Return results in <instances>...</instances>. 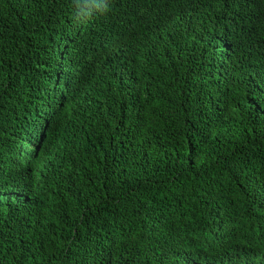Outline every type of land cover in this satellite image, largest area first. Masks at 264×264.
<instances>
[{
  "label": "trees",
  "instance_id": "1",
  "mask_svg": "<svg viewBox=\"0 0 264 264\" xmlns=\"http://www.w3.org/2000/svg\"><path fill=\"white\" fill-rule=\"evenodd\" d=\"M0 264H264V0H0Z\"/></svg>",
  "mask_w": 264,
  "mask_h": 264
}]
</instances>
